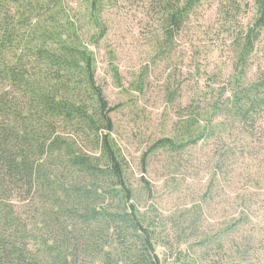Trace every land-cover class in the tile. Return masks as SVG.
<instances>
[{
	"label": "trees",
	"instance_id": "16d2710c",
	"mask_svg": "<svg viewBox=\"0 0 264 264\" xmlns=\"http://www.w3.org/2000/svg\"><path fill=\"white\" fill-rule=\"evenodd\" d=\"M114 1L0 0V264H163L158 249L171 247L161 234L166 216L148 202L149 182L143 174L136 186L131 181L113 136L116 107L96 81L91 46L106 35L104 13ZM207 1L150 0L159 53L171 51L175 34ZM216 1L218 32L232 37L230 69L208 74L203 98L179 107L172 134L143 152L142 173L158 151L181 155L234 130L264 139V68L250 76L264 0ZM250 1L254 13L244 24ZM110 69L121 86L117 66ZM197 207L187 209L194 225ZM252 217L243 207L198 240L202 255L215 243L230 252L227 264H254L257 233L244 231L256 226Z\"/></svg>",
	"mask_w": 264,
	"mask_h": 264
},
{
	"label": "rangeland",
	"instance_id": "374dc122",
	"mask_svg": "<svg viewBox=\"0 0 264 264\" xmlns=\"http://www.w3.org/2000/svg\"><path fill=\"white\" fill-rule=\"evenodd\" d=\"M70 2L73 6L78 3ZM252 4L250 1L249 12L241 17L244 24L253 16ZM217 8L216 0L198 6L175 34L171 51L159 53L154 4L150 0H115L104 13L106 35L91 46L96 81L116 107L111 113L113 136L128 162L131 181L136 186L144 175L153 194L148 202L167 218L161 234L167 235L171 247L158 249L163 264H179L175 261L179 258L196 264H227L231 257L226 247L212 243L204 257L197 242L225 228L243 207L249 208L256 224L244 227L246 234L257 233L251 259L254 264H264V139L230 131L221 135L226 138L201 142L181 155L158 151L149 156L146 171L141 172L143 152L158 138L172 134L179 107L203 98L208 74L219 70L226 74L230 69L232 37L218 32ZM251 58L250 76L254 77L264 68V30ZM111 62L117 66L121 86L113 78ZM219 78L221 82L223 75ZM138 79L141 90L135 89ZM191 206H198L195 225L187 212ZM194 226L198 229H192Z\"/></svg>",
	"mask_w": 264,
	"mask_h": 264
}]
</instances>
